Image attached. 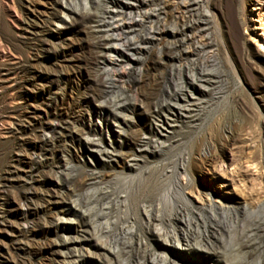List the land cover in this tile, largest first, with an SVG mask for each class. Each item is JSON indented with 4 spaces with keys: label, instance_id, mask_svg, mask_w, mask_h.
<instances>
[{
    "label": "rangeland",
    "instance_id": "obj_1",
    "mask_svg": "<svg viewBox=\"0 0 264 264\" xmlns=\"http://www.w3.org/2000/svg\"><path fill=\"white\" fill-rule=\"evenodd\" d=\"M202 3L211 47L165 37L105 88L83 0H0V264H264V0ZM199 71L205 91L170 112ZM154 181L161 195L183 186L187 204L159 209L169 230L187 223L188 246L141 220L123 233L118 197Z\"/></svg>",
    "mask_w": 264,
    "mask_h": 264
},
{
    "label": "bare ground",
    "instance_id": "obj_2",
    "mask_svg": "<svg viewBox=\"0 0 264 264\" xmlns=\"http://www.w3.org/2000/svg\"><path fill=\"white\" fill-rule=\"evenodd\" d=\"M203 3L202 0H83L84 10L81 12L80 18L88 27L90 47L94 54L93 61L100 67L99 70L107 76L104 82V79H99L101 75H98V85L109 88L108 80L125 79L127 73L120 71V68L132 66L133 62L137 60L136 52L147 50L150 44L165 37H173V40H176V46L183 49L181 53H187L185 46H189L194 52L199 51L198 49L211 47L212 42L206 35L209 24L208 10H204ZM63 4L66 11L75 12L70 5ZM166 10L171 11L173 28H168L164 24L165 22L162 23L165 20ZM145 25H150L147 26L148 28L146 27L145 34H136L137 28L145 27ZM173 46H166V53ZM204 71L194 72L195 74H189L185 78L183 89L181 88L179 93L173 95L174 103H166V108L170 112L179 115L185 113L188 111L186 104L192 102L193 92L196 89L205 91L210 82V73L207 74L208 72ZM134 83L140 85V80H136ZM168 93L169 91H167V95ZM110 105H104L103 111H111L112 105ZM167 115L170 116V114ZM59 137L60 135L57 133L54 138ZM184 168L181 166L180 170L184 171ZM91 180L90 177L87 178V182ZM141 182L135 192H125L123 197H118L120 206L132 215L126 219L127 225L123 228V233L132 235L137 220H141L157 236V239L163 240L162 245L174 248V242H176L178 246L184 244L188 246V233L180 229L187 223L181 218L179 224L176 227L172 226V229L169 230L165 215H162L159 209L160 205L170 204L172 198L183 203L182 205L187 204L189 199L182 194L183 186L175 181L173 187L166 194L161 195L158 192V181H154V184L151 185L147 182V184H141ZM146 192L150 193L151 199L144 196ZM207 206L212 212H215L216 207L223 212L233 209L232 203L228 200L220 202L219 205L214 200H210ZM100 248L104 247L100 245Z\"/></svg>",
    "mask_w": 264,
    "mask_h": 264
}]
</instances>
